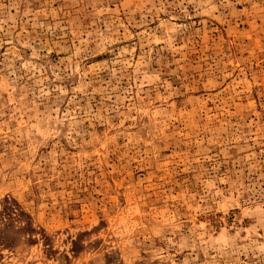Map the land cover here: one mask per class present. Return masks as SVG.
I'll list each match as a JSON object with an SVG mask.
<instances>
[{
    "label": "rangeland",
    "instance_id": "rangeland-1",
    "mask_svg": "<svg viewBox=\"0 0 264 264\" xmlns=\"http://www.w3.org/2000/svg\"><path fill=\"white\" fill-rule=\"evenodd\" d=\"M0 264H264V0H0Z\"/></svg>",
    "mask_w": 264,
    "mask_h": 264
}]
</instances>
